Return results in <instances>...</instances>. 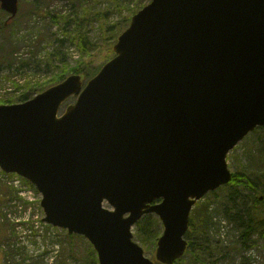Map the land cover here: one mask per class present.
<instances>
[{
  "label": "water",
  "instance_id": "obj_1",
  "mask_svg": "<svg viewBox=\"0 0 264 264\" xmlns=\"http://www.w3.org/2000/svg\"><path fill=\"white\" fill-rule=\"evenodd\" d=\"M18 2L0 0L11 17ZM113 49L85 86L72 74L0 105V166L99 264H156L132 231L147 213L164 227L155 259L173 264L196 202L232 180L228 154L264 127V0H151Z\"/></svg>",
  "mask_w": 264,
  "mask_h": 264
},
{
  "label": "rangeland",
  "instance_id": "obj_2",
  "mask_svg": "<svg viewBox=\"0 0 264 264\" xmlns=\"http://www.w3.org/2000/svg\"><path fill=\"white\" fill-rule=\"evenodd\" d=\"M29 1L32 3L33 0H19V12L10 22L11 26L6 29L8 32L0 33L3 34L0 35V105L22 103L34 98L73 74L69 72L59 78L65 67H75L79 63H86L90 69V74L85 79L87 83L106 62L114 57L110 46L113 50L115 40L129 27L132 16L151 2V0L83 1V7H86L89 14L84 22L85 29L88 31L89 41L93 43L90 55L84 56L77 43L74 45L70 40L63 46L57 43L55 39L64 36L60 27L62 24L53 22L48 14L27 16L25 12ZM47 2L51 4L49 10L54 15L65 16L72 10L79 13V16L84 15L80 0H77L76 4H73L72 0H47ZM7 17L8 14L3 19L6 20ZM117 24L118 28L114 29L116 33L112 35L108 28ZM13 25H17L16 35L11 38L17 42L14 45L9 44L6 39ZM11 48L15 49L17 54L14 64L8 66L10 62L7 57L11 55L9 53ZM63 65L65 67L62 68ZM24 94L27 96L25 100L22 99ZM76 100L75 96L68 98L62 106L63 109L74 104ZM262 135L263 130L260 128L252 131L230 151L227 162L233 174L242 175L245 167L248 168L249 174L264 170V160L258 157ZM252 155L255 157L251 158ZM223 192L221 187L209 192L197 201L191 212V217L196 218L203 204L211 202L213 225L209 233L196 232L198 239L206 245L229 247L239 239V232L235 226L224 217V209L217 200H213L215 197L219 199L218 194L221 195ZM41 199V193L29 181L15 173H5L0 169V264H7L8 259H5L4 252L10 249H20L16 258L22 260L26 256L25 264H40L42 261L47 264H82L80 259H85L86 251L92 244L82 235L70 234L73 236L69 237L66 229L45 222ZM105 206L112 208L108 202ZM198 227L201 229V224H198ZM163 229L162 226L161 233ZM132 231L134 240L143 247L145 255L154 259L157 242L147 245L138 238L135 227ZM64 248L67 252L75 251L80 259L61 255ZM226 252L227 258H223L224 254L218 255L219 264H239L242 255L250 258L252 264H264V237L253 236L243 252L238 254L232 250L223 251ZM186 257L187 260L193 258L191 254ZM190 264L202 263L195 260Z\"/></svg>",
  "mask_w": 264,
  "mask_h": 264
},
{
  "label": "trees",
  "instance_id": "obj_3",
  "mask_svg": "<svg viewBox=\"0 0 264 264\" xmlns=\"http://www.w3.org/2000/svg\"><path fill=\"white\" fill-rule=\"evenodd\" d=\"M80 1L82 2L81 7L84 12V15L82 16H79V13L73 10L65 16L54 15L52 14V11L49 10L51 4H49L47 0H33L32 3L29 1L25 14L27 13V16L31 14H48L53 22L62 24L60 27L64 36L61 39L56 38L55 40L57 43L63 46L65 42L70 40L74 45L77 43V45L81 47L80 50L83 52L84 56H88L92 50L93 43L89 41L88 31L85 29L84 22L86 21V16L88 15L89 17V14L86 7H83V1L85 0ZM76 2L77 0H72L73 4H76ZM6 14L8 13L0 7V33L8 32L6 29L11 26V23H6L7 19H3ZM107 14L108 13H106V15ZM74 15H76V17H74ZM118 26L119 25L117 24L108 28V30L112 32V35L116 33L114 29L118 28ZM16 29L17 25H13L10 35L8 34L6 37L9 44L11 43L14 45L17 43L15 40L11 39L16 35ZM110 51L113 53L111 46ZM15 52V49L11 48V51L9 52L11 55L7 57V60L10 62L8 66L14 64V58L17 54ZM59 59L63 60V58ZM63 67H65V65H63L62 68ZM63 71V74L59 75V78L69 72L79 73L84 77L90 74V69L87 67L86 63H79L77 66L71 68L65 67ZM28 87L30 88V85H28ZM23 96L24 98L22 99H27L25 94ZM259 128L260 130H263V135L261 136L262 141L259 144L260 147H258V153H260V156L258 157H261L264 160V127H258L257 129ZM257 129H255V131H257ZM254 157V155L251 156V158ZM221 189L224 191L223 194H218L217 197H219V199H216L215 197L213 200H217V202L220 203L221 207L224 209V217L229 220L239 232V239L229 247H220L215 244L213 246L206 245L205 242L198 239V236H196L197 233L200 231H202L203 234L209 233V229H211V226L213 225L214 216L210 210L211 202L209 201L208 203L203 204L200 209V214L196 218L191 217L190 228L186 233V238L189 241V250L186 255L191 254L193 258L187 260L185 255L173 264H190L195 260L202 264H219L217 259L218 255L224 254L223 258H227V252L223 253V251L232 250L238 254L243 252L244 248L247 247L248 241L252 240L253 236L261 235L264 237V170H258V173L251 172V174H249L248 168L245 167L242 175L238 173L233 174L232 180L228 184L222 186ZM198 224H201V229L198 227ZM135 228L138 238L143 243L152 245L156 244L157 239L161 234L162 224L155 214L149 213L144 215L136 223ZM68 236L72 237L73 235L69 234ZM19 250L20 249H10L4 252L5 259H8L7 264H25L24 261L27 259L26 256H24L22 260L16 258V254ZM66 250L67 249L64 248L61 255H70L76 259L79 258L78 255L76 256L75 251L67 252ZM86 254L87 256L85 259L82 260L79 258L82 261V264H98L97 254L92 245L89 246ZM40 264L47 263L42 261ZM239 264L252 263L250 262V258L242 255Z\"/></svg>",
  "mask_w": 264,
  "mask_h": 264
}]
</instances>
